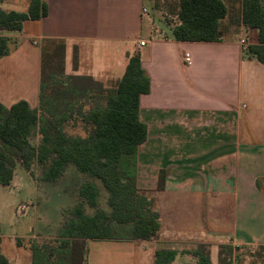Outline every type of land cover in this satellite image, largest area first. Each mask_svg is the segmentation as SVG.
Listing matches in <instances>:
<instances>
[{
    "label": "crops",
    "instance_id": "obj_1",
    "mask_svg": "<svg viewBox=\"0 0 264 264\" xmlns=\"http://www.w3.org/2000/svg\"><path fill=\"white\" fill-rule=\"evenodd\" d=\"M30 1L0 0V10L27 13ZM223 1L229 33L218 42L176 41L177 17L167 22L146 0H42L45 17L24 22L19 32L0 30L9 42L8 55L0 58V104L7 109L20 101L39 109L46 42L65 45V76L114 86L137 56L149 79V92L139 98L147 136L137 150L136 188L153 201L159 233L146 241L86 240V264H155L161 250L176 252L170 264H197L192 252L200 246L210 264H222V246L231 249L230 264H262L253 251L264 247V65L238 44L240 35L258 44V31L239 20L242 0ZM24 171L33 186L15 167L11 184L0 192L25 191L35 217L41 174ZM66 171L82 180L77 194L84 208V183H94L107 200L99 181L70 166ZM160 173L165 177L158 190ZM2 224L0 219V251L10 264H31L29 240L53 237L31 229L5 238Z\"/></svg>",
    "mask_w": 264,
    "mask_h": 264
},
{
    "label": "trees",
    "instance_id": "obj_2",
    "mask_svg": "<svg viewBox=\"0 0 264 264\" xmlns=\"http://www.w3.org/2000/svg\"><path fill=\"white\" fill-rule=\"evenodd\" d=\"M46 13L42 0H31L27 13L0 10V30L19 32L24 22L38 21ZM174 13L179 21L172 31L176 41L218 42L229 33L223 23L229 14L223 0H178ZM239 20L245 28L258 31V44L244 55L264 65V0H242ZM8 53V39L0 37V58ZM64 53L62 42H46L42 49L38 110L24 101L9 109L0 104V187L11 184L17 163L26 171L34 165L42 167L40 180L48 183L56 182L73 166L101 183L110 212L97 208V186L82 184L79 196L96 212L87 215L83 205L76 206L56 242L30 240L31 264H86V240L146 241L157 237L160 230L153 201L136 188L137 150L147 136L138 117L139 98L149 92V79L139 58H130L122 78L106 87L90 77L65 76ZM76 67L74 53L72 68ZM74 115L86 127L85 136L66 133L65 126ZM164 177L160 173L158 190ZM16 245L22 247V241L16 240ZM259 251L257 257L264 264V247ZM192 254L197 264H210L204 247ZM219 255L222 264H230L226 261L231 256L229 247L222 246ZM175 257L176 252L158 251L155 264H170ZM0 264H10L1 251Z\"/></svg>",
    "mask_w": 264,
    "mask_h": 264
},
{
    "label": "rangeland",
    "instance_id": "obj_3",
    "mask_svg": "<svg viewBox=\"0 0 264 264\" xmlns=\"http://www.w3.org/2000/svg\"><path fill=\"white\" fill-rule=\"evenodd\" d=\"M146 1L148 2L149 9L151 11L154 12L156 10L161 13L162 17L166 19L167 22H174L173 18L174 16H176L174 11L178 0ZM73 108L75 109V106ZM75 116L76 115H74V117H71V119L67 122L65 126L66 133L72 137L85 136L86 127L79 120V118ZM33 142L37 144L38 138L35 137V139H33ZM70 167L74 168L73 166ZM33 170V173L38 171L40 174L43 171L42 167L37 165L33 166ZM16 171L19 175L25 178V184L32 185V183L26 176V172L19 163L16 164ZM64 174L61 178L58 179L55 184H51L41 180L38 181L39 184L37 191L39 192L38 195L40 196V198L38 202V214L35 217L32 215L34 213V209L32 208L28 209L21 215H16V209L19 205L34 203L33 198L28 197L25 191H20L18 193L16 191H13V193L8 194L6 189L1 190L0 199L2 200V204H0V219L3 223L2 234L5 238H9L11 235L23 237L26 235V232L30 233L32 229L34 233L53 236L52 238L47 239H36V241L40 244L47 243L48 245H51L53 242H56L58 240L57 238L60 232L59 227L62 224V219L65 218V224L70 218L69 214L71 210H73L76 206L81 205L77 194V188L78 185L82 183V180L80 182L78 177H75L68 171H66V173ZM78 175L82 176L81 173H79ZM80 178H82L84 181L83 177ZM105 194L107 196L106 191ZM30 196H32V192ZM105 198L106 197L104 195L98 197L97 208L105 212H110V209L107 205V200ZM84 211L87 215H93L96 212V209H92L86 204V208H84ZM8 240L9 239H7L6 241ZM253 252H255L256 255L260 253L259 250H255Z\"/></svg>",
    "mask_w": 264,
    "mask_h": 264
},
{
    "label": "built area",
    "instance_id": "obj_4",
    "mask_svg": "<svg viewBox=\"0 0 264 264\" xmlns=\"http://www.w3.org/2000/svg\"><path fill=\"white\" fill-rule=\"evenodd\" d=\"M144 13H146V11L144 10L143 11ZM158 32L155 31V35L157 34ZM152 39V38H151ZM238 44L240 46V49L242 51V53H245L248 48L252 45V39L250 36L246 35V36H243V35H240L238 37ZM139 46L140 47H144L145 46V42H140L139 43ZM185 62L186 63H189L190 62V57L188 54L185 55ZM29 208V205H26V204H22L20 205L18 208H17V215H21L23 214L27 209Z\"/></svg>",
    "mask_w": 264,
    "mask_h": 264
}]
</instances>
